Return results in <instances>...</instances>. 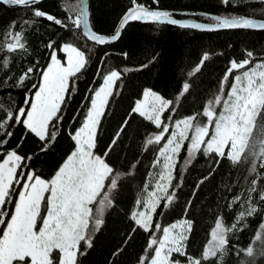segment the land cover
<instances>
[{
    "label": "trees",
    "instance_id": "obj_1",
    "mask_svg": "<svg viewBox=\"0 0 264 264\" xmlns=\"http://www.w3.org/2000/svg\"><path fill=\"white\" fill-rule=\"evenodd\" d=\"M137 3L153 10L172 12L177 20L188 19L205 24L214 23L208 19L212 15L243 16L264 21V0H228L227 3L224 0H159L158 5L152 0H137ZM88 4L91 29L104 35L114 33L119 19L132 7L131 0H88ZM79 7L78 0H44L35 6L61 19L67 24L65 28L45 18L33 17L34 7L8 9L0 4V122L5 121L8 112H15L18 107L27 109L23 101L34 96L37 88L33 85L40 83L41 72L49 64L53 49L46 46L50 42H54L57 58L63 63L64 53L60 48L65 43L83 52L87 60L85 68L69 81L66 103L61 106L62 119L49 127L56 138L47 151L41 150L42 142L38 138L26 132L23 126L11 122L9 130L13 134L0 147V162L5 158L3 153L16 150L24 157L22 167L17 170L18 177L21 171H31L44 180H50L74 150L70 131L78 128L84 119L90 98L94 95L93 89H98L103 75L110 70L121 71L115 95L105 109L107 114L102 118L94 149L96 155L113 167L120 179L117 189L110 194L113 204L105 209L102 226L92 232V246L88 248L81 243L80 249L84 254H78L77 264H140L151 237H160L161 230L156 231V224H160L162 229L174 223L181 225L184 221L191 224L187 232L186 253L198 258L209 242L215 220L222 218L225 225L230 226L237 213L247 207L246 191L255 174L248 172V162L232 165L229 160L222 159L217 166L214 155L206 157L202 152L189 160L186 141L175 159L174 179L168 189L169 193L175 192V199L167 208L164 207L167 201H160L150 230L144 231L131 219V214L145 207L143 201L148 199V194L156 189L155 184L159 181L163 161L161 158L159 163L156 162L158 146L149 145L147 140L159 134L160 130L148 119L131 113V108L141 100L145 90H150L173 101L175 111L163 114L166 123L171 124L166 119L169 115L181 119L201 113L206 102L218 94L231 59L240 61L251 50L254 55L247 68L264 61V31L200 32L167 24L133 23L121 32L116 43L97 46L86 40L81 26L77 28L72 23L79 15ZM13 21H16L14 29L10 27ZM24 21H29V24ZM9 32H22L21 42L26 47L9 52L7 44L14 43ZM204 55L208 59L201 66ZM5 59L7 67L3 63ZM29 67L34 71L21 85L20 77ZM185 82L190 85L189 91L180 96ZM200 118L198 115L197 119ZM125 121L127 125L119 141L111 152L106 153L114 133ZM258 172L264 177V168L258 167ZM202 179L203 183H199ZM14 188L13 202L6 204L4 209L9 213L6 221L14 211L21 190L15 185ZM258 188H264V178L259 181ZM237 196L242 200L229 209L228 205ZM138 200L141 201L139 205L136 203ZM253 202L257 203L259 211L240 221L238 230L228 234L223 264H264V202L259 201L258 193L253 194ZM96 206H91L94 213ZM43 214L46 213L42 209ZM4 227L0 225V235ZM257 233L262 234L261 240H256ZM249 246L253 248L251 256L246 254ZM53 257H58L57 251L53 252ZM173 258L182 262L186 259L179 254H174ZM202 264H217V260Z\"/></svg>",
    "mask_w": 264,
    "mask_h": 264
},
{
    "label": "snow or ice",
    "instance_id": "obj_2",
    "mask_svg": "<svg viewBox=\"0 0 264 264\" xmlns=\"http://www.w3.org/2000/svg\"><path fill=\"white\" fill-rule=\"evenodd\" d=\"M40 2L41 0H0V4L17 6H34ZM224 2L227 3L228 0ZM131 3L132 7L119 22V30L112 35L90 32L89 38L99 45L115 42L130 21L207 31L238 28L264 30V22L243 16H208V19L214 21L211 24L186 22L175 19L172 12L153 10L137 3V0H131ZM152 3L158 5L159 0H152ZM31 15L67 28V24L61 19L43 10L34 8ZM24 23L29 24V21ZM72 23L77 28L81 25L84 28L88 27V16L83 8ZM15 25L16 21H13L10 27L14 29ZM9 35L14 41L7 44L9 52L15 51L18 47L21 49L26 47L21 42L22 32H9ZM46 47L53 51L46 70L41 72L42 82L33 85L37 88L34 97H27L23 101L28 106L27 109L18 107L15 112H8L5 121L0 122V137H4L0 140V147H3L13 134L9 130L11 122L23 126L26 132L38 138L42 142L40 144L42 151H47V147L55 141V134L49 131V127L62 119L61 106L66 103L65 95L69 90V81L85 68L87 60L83 52L72 44L65 43L60 48V51L66 54L65 65L57 58L54 42H50ZM124 55L126 57V54ZM253 55V51L248 50L246 58L240 61L235 58L230 60L220 82L218 94L206 102L201 113H193L181 119H174L169 115L166 119L171 122V130L169 123L162 120V115L166 111H175L173 101L146 90L145 99L136 101L131 108V113L146 117L160 130L154 138L147 140L149 145H160L167 135L166 143L158 148L156 157L157 163L161 158L163 160L159 181L166 183L158 181L155 188L163 195L149 193L148 199L143 201L145 211L131 214V219L144 231L150 230L152 214L156 212L160 201L166 200L164 207L167 208L175 199V192H168L174 179L173 159L178 157L186 141L189 160L202 152L206 157L214 155L217 158V166L222 159L229 160L232 165L248 162L250 163L248 172L255 174L246 191L247 207L237 213L230 226L225 225L222 218L215 220L211 242L204 248L200 257L194 258L186 253L187 232L190 231L191 224L184 221L181 225L174 223L170 227H163L162 238L153 235L140 264H202L211 259H216L217 264H223L228 234L238 230L237 225L240 221L259 211L257 203L253 202V194L258 193L259 201L264 202V188H258L259 181L264 178L258 172V167L264 168V61L247 68L252 64ZM207 59L208 56L204 55L201 66ZM3 63L7 67L6 59ZM246 68L247 70L233 77L231 87L225 96L224 87L229 77L234 71ZM33 71L34 69L29 67L21 75L19 83L22 85L24 79ZM120 79L121 71L110 70L103 75L98 89H93L94 95L90 98V107L84 113V119L78 128L70 131L74 150L67 155L62 166L50 180H44L31 171L27 173L21 171L18 177L17 170L22 167L24 157L16 150L3 153L5 158L0 162V225L5 227L0 235V264H77L78 254H84L80 249L81 243L88 248L92 246V232L98 231L102 226L105 209L113 204L110 194L117 189L120 179L113 167L94 152L102 118L107 114L105 109L110 103V98L115 95L114 89L118 87L117 82ZM189 88V83H183L179 95L187 93ZM217 107L221 109L219 113ZM198 115L206 118V122L198 120ZM126 125L125 121L116 130L106 153L113 150ZM199 183H203V179ZM14 185L21 190L15 201L14 211L6 221L5 217L9 213L4 209L6 204L13 202ZM241 200V196L234 197L228 205L229 209ZM136 203L139 205L141 201L138 200ZM92 205H97L95 213ZM42 209L46 214L42 215ZM177 228L179 231H176ZM155 229L159 232L161 225L156 224ZM255 238L261 240L262 234L257 233ZM54 251L58 252V257H53ZM149 252H154V255L149 256ZM174 254L184 256L185 261L174 259ZM246 254L253 255L251 246L246 249Z\"/></svg>",
    "mask_w": 264,
    "mask_h": 264
},
{
    "label": "water",
    "instance_id": "obj_3",
    "mask_svg": "<svg viewBox=\"0 0 264 264\" xmlns=\"http://www.w3.org/2000/svg\"><path fill=\"white\" fill-rule=\"evenodd\" d=\"M44 0H41V2H43ZM79 1V3H80V7H79V9L81 10V8H83L84 9V11L87 13V16H88V20H89V4H88V0H78ZM40 2V3H41ZM40 3H38V4H40ZM38 4H35L34 6H17V5H13V4H1V5H4V6H6L8 9L9 8H11V9H14V8H18V7H24V8H30V7H34L35 8V6H37ZM126 14V13H125ZM124 14V15H125ZM123 15V16H124ZM123 16H122V18H123ZM122 18L121 19H119L120 21L122 20ZM245 18H247V17H245ZM249 19H253V18H249ZM253 20H255V21H257V22H264L263 20H256V19H253ZM119 21V22H120ZM180 21H186V22H196V21H193V20H188V19H186V20H180ZM119 22H118V25H117V27H116V29H115V31H117V30H119ZM133 23H139V24H158V23H151V22H141V21H130L124 28H123V30L121 31V32H123L124 31V29L125 28H127V26L129 25V24H133ZM197 23H200V22H197ZM205 24V23H204ZM168 25V24H167ZM177 27H179V26H177ZM81 29H82V34L84 35V37L86 38V40L88 41V42H90V43H92V44H95V45H97V46H109V45H112V44H114V43H116L118 40H116L115 42H112V43H106V44H104V45H99V44H97V42H95V41H93V40H91L90 38H89V34H90V32H93V30L91 29V26H90V21H88V27L87 28H84L83 27V25H81ZM244 28H238V29H219V30H213V31H207V30H197V29H189V30H195V31H200V32H219V31H237V30H243ZM244 30H246V31H264V30H261V29H244ZM114 31V32H115ZM112 34H114L113 32L111 33V34H109V35H112ZM122 34V33H121ZM120 37H121V35H120Z\"/></svg>",
    "mask_w": 264,
    "mask_h": 264
},
{
    "label": "rangeland",
    "instance_id": "obj_4",
    "mask_svg": "<svg viewBox=\"0 0 264 264\" xmlns=\"http://www.w3.org/2000/svg\"><path fill=\"white\" fill-rule=\"evenodd\" d=\"M79 13H80V11H79ZM12 42H13V40H12ZM64 53V52H63ZM64 64L66 65V54L64 53ZM49 63H50V61H49ZM63 63V62H62ZM256 64V63H255ZM255 64H253V65H251V67H254V65ZM251 67H249V68H251ZM46 70V69H45ZM244 70H247V68L246 69H241V70H238V71H234V73L232 74V76H230L229 77V80H228V83L225 85V87H224V93H225V96H226V94H227V91L229 90V88L231 87V83H232V80H233V77L236 75V74H239L240 72H242V71H244ZM42 81L40 80V83H41ZM146 91V90H145ZM144 91V92H145ZM144 92H143V95L141 96L142 98H141V101L142 100H144L145 99V97H144ZM152 92V91H151ZM34 97V96H33ZM149 99H151V98H149ZM217 113H219V111L221 110L219 107H217ZM144 118H146V117H144ZM147 119V118H146ZM162 120H164L163 119V115H162ZM198 120H200L201 122H206V118H203L202 116H201V118L200 119H198ZM151 122V121H150ZM169 125H170V130H171V124L169 123ZM210 132H211V129H210ZM170 134V133H169ZM152 138H154V137H152ZM166 140H167V137L165 138V139H163L162 141H161V144L160 145H156V144H153V145H155V146H158L157 148H159V147H162L163 146V144L164 143H166ZM181 151V150H180ZM225 151H228V149H226ZM179 154V153H178ZM175 159H176V157H174V159H173V166H174V163H175ZM161 161H163V160H161ZM160 183H162V184H164V183H166V181H161ZM153 192H156V195L157 196H162L163 195V193L162 192H160L159 190H157V189H155ZM19 193V192H18ZM47 195V194H46ZM138 211H145V207L144 208H142V209H140V210H138ZM136 212V211H135ZM10 219V218H9ZM152 221H153V214H152V220H151V225H152ZM171 226V225H170ZM170 226H167V227H170ZM151 228V227H150ZM176 231H179V228H177L176 229ZM162 235H163V233H162V229H161V233H160V237L159 238H162ZM210 237V239H209V242L207 243V245H206V247L208 246V244L211 242V236H209ZM205 247V248H206ZM152 253V255H154V252H151Z\"/></svg>",
    "mask_w": 264,
    "mask_h": 264
}]
</instances>
